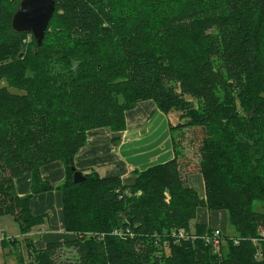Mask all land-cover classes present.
<instances>
[{
  "label": "trees",
  "instance_id": "16d2710c",
  "mask_svg": "<svg viewBox=\"0 0 264 264\" xmlns=\"http://www.w3.org/2000/svg\"><path fill=\"white\" fill-rule=\"evenodd\" d=\"M21 0H0V218L22 235L42 224L34 193H64L69 240L43 248L5 237L18 264H264V0H56L44 41L17 33ZM153 99L180 111L199 135L198 160L178 148L171 160L137 171L132 184L87 173L73 181L88 131L126 128V111ZM63 161L53 185L41 168ZM33 175L32 193L15 181ZM201 173L206 197L187 184ZM226 209L234 234L219 252L197 209ZM186 228L196 240L177 241ZM0 264H6L0 262Z\"/></svg>",
  "mask_w": 264,
  "mask_h": 264
},
{
  "label": "crops",
  "instance_id": "0c3cea01",
  "mask_svg": "<svg viewBox=\"0 0 264 264\" xmlns=\"http://www.w3.org/2000/svg\"><path fill=\"white\" fill-rule=\"evenodd\" d=\"M126 128L112 131L109 128H94L88 131L87 142L77 153L74 164L84 174L96 172L102 177H120L124 184L136 180L137 171L153 165L165 163L175 156L170 113L163 112L155 100L140 101L134 108L126 111ZM66 166L63 161H54L41 168L42 179L57 186L66 179ZM33 175L26 172L15 181L19 195L32 193ZM187 184L195 188L202 198L206 197L204 177L201 173L189 175ZM35 215L44 216V222L27 235L20 232L7 236L0 218V243L7 238L17 237L22 246L24 257L28 258L26 239L34 246L43 248L50 242L69 240L76 237V232L66 227L64 213V193L54 187L51 190L34 193L30 202ZM226 209L209 210L205 206L197 209L196 222L211 228L226 229ZM227 211V210H226ZM228 212V211H227ZM229 214V213H228ZM13 250L8 248L2 260L16 259Z\"/></svg>",
  "mask_w": 264,
  "mask_h": 264
},
{
  "label": "water",
  "instance_id": "95a60500",
  "mask_svg": "<svg viewBox=\"0 0 264 264\" xmlns=\"http://www.w3.org/2000/svg\"><path fill=\"white\" fill-rule=\"evenodd\" d=\"M56 11V0H21L13 15L12 26L17 33L30 32L38 45L44 41L49 23ZM73 181L83 182L86 174L73 168Z\"/></svg>",
  "mask_w": 264,
  "mask_h": 264
},
{
  "label": "rangeland",
  "instance_id": "374dc122",
  "mask_svg": "<svg viewBox=\"0 0 264 264\" xmlns=\"http://www.w3.org/2000/svg\"><path fill=\"white\" fill-rule=\"evenodd\" d=\"M170 115H171L172 120H174L176 124L184 123L187 121L186 119L180 116L181 115L180 111L172 110ZM172 132H173L174 139L176 140V143L178 144V148L180 150H184L186 154H188L189 156H193L194 161L198 160V146H199L200 136L197 135L196 132H194L192 128L185 126V124L177 128H174ZM253 207L257 210L264 209V201L260 199L255 200L253 203ZM223 212L226 215V229L225 230L227 231L228 234H234L235 229L229 221V214L226 210H223ZM2 222L3 223H1V225L2 227H4L7 236L16 234V236L19 238V235H20L19 224L15 221V219L11 215H6L2 219ZM7 251H8V248H3L2 244L0 243V262L6 263V264H18L17 259L8 258L6 259V262H5V259L2 260L4 258V255L7 253Z\"/></svg>",
  "mask_w": 264,
  "mask_h": 264
},
{
  "label": "built area",
  "instance_id": "2783aa9c",
  "mask_svg": "<svg viewBox=\"0 0 264 264\" xmlns=\"http://www.w3.org/2000/svg\"><path fill=\"white\" fill-rule=\"evenodd\" d=\"M171 236L177 241L182 239L196 240L197 236L194 235L190 230L186 228L174 229L171 233ZM204 240L211 244L214 251L219 252L226 242L224 238V233L220 228H214L212 234L206 235Z\"/></svg>",
  "mask_w": 264,
  "mask_h": 264
}]
</instances>
